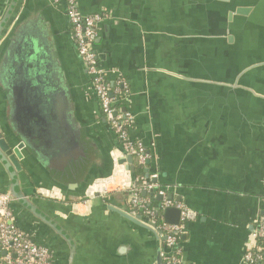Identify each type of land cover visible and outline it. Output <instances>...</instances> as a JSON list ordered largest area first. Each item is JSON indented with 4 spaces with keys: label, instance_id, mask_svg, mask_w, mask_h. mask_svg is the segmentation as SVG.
<instances>
[{
    "label": "crops",
    "instance_id": "0c3cea01",
    "mask_svg": "<svg viewBox=\"0 0 264 264\" xmlns=\"http://www.w3.org/2000/svg\"><path fill=\"white\" fill-rule=\"evenodd\" d=\"M8 3L0 0V17ZM77 3L82 14H107L96 26L93 48L108 81L122 77L128 83L124 107L133 120L128 136L150 153L148 175L156 174L157 184L168 190L166 197L195 214L185 224L182 264H241L255 224L264 218V0H245L232 8V0ZM23 8L51 29L60 62L57 72L74 101L84 129L81 135L90 139L85 160L72 166L60 182L65 187L61 193L65 202L37 195L36 190L55 185L35 165L17 173V190L48 218L63 221L65 230L77 240L74 223L69 226L68 218L53 206L71 205L76 216H88L96 198L85 202L81 185L88 181V187L111 176V156L120 159L124 153L98 116L97 99L71 37L65 1L23 0L18 12ZM238 9L248 12L239 15ZM13 85L12 81L8 90ZM7 101L8 106L0 100L1 119L4 110L15 109L12 100ZM0 128L3 133V125ZM64 135L72 134L64 131ZM118 169L124 172L123 167ZM117 176L104 186L98 200L126 211L129 192L116 188L128 177ZM129 180L134 181L132 173ZM73 184L77 187L69 189ZM11 185L0 164V194L7 193ZM144 199L156 208L155 197ZM11 209L18 229L46 244L58 264L64 246L42 237L33 217L16 203H11ZM108 215L99 222L105 231L115 238L132 239L143 249L139 261L154 264L151 237L118 216Z\"/></svg>",
    "mask_w": 264,
    "mask_h": 264
},
{
    "label": "water",
    "instance_id": "95a60500",
    "mask_svg": "<svg viewBox=\"0 0 264 264\" xmlns=\"http://www.w3.org/2000/svg\"><path fill=\"white\" fill-rule=\"evenodd\" d=\"M22 2L23 0H9L0 17V100H4L7 106V99L12 100L15 106L12 111L4 110V117L0 118L4 127L3 133H0V164L12 181L8 192L2 194H6L11 203H16L33 217L37 229L42 231V237L56 239L64 246L65 252L58 264H148L146 260L139 261L143 249L136 242L132 239L125 240L123 236L115 238L111 232L105 231L103 224H99L109 217L108 214L118 216L132 228L147 233L154 241V264H162L161 241L164 238H159L160 233L156 232L153 226L144 224L139 215L133 217L128 201L125 211L98 200L100 192L105 189L104 186L115 181L120 172L119 166L123 167L125 172L133 173L135 166L131 156L124 155L118 159L119 157L112 155L111 176L102 177V181L93 182L88 187V181L81 185L82 190L86 192L85 202L96 198V201L91 202L88 216H76L71 205L53 206L68 218L69 226L74 223L77 240L65 230L63 221L48 218L42 211L37 210L28 196L17 190V173L35 165L37 169L44 171L45 176L55 185L49 190L54 189L61 194L65 187L60 182L73 170L72 166L85 160L89 147L86 141L90 139L88 135L87 138L81 135L84 129L76 117L74 101H71L62 74L57 72L60 62L54 48L55 38L51 29L42 25L38 16H28L24 8L18 12ZM243 4L245 0L244 3L242 0H232L231 8L233 5ZM236 12L245 15L248 11L238 9ZM97 57L99 58L98 55ZM12 81L14 85L10 91L8 89ZM5 89L9 91L8 94ZM123 110L126 108L123 107ZM98 116L108 127L100 110ZM64 131L72 135H64ZM91 147L98 150L96 145ZM149 162L144 170L145 178L148 177ZM76 187L77 185L73 184L68 188ZM126 196L128 200L130 193ZM145 196V192L141 193V197ZM166 198L172 200L170 196ZM155 199L158 203L162 201L158 196ZM103 213L106 214L105 217L102 216ZM194 216V213L189 212L188 220ZM161 218L165 224L176 226L179 224L180 211L173 207L166 208ZM43 245L49 249L46 244ZM50 252L53 258V253L51 250Z\"/></svg>",
    "mask_w": 264,
    "mask_h": 264
},
{
    "label": "built area",
    "instance_id": "2783aa9c",
    "mask_svg": "<svg viewBox=\"0 0 264 264\" xmlns=\"http://www.w3.org/2000/svg\"><path fill=\"white\" fill-rule=\"evenodd\" d=\"M64 1L71 37L77 55L89 77L100 111L116 139L121 143L124 155L131 156L137 165L146 167V163L151 160L150 153L140 142L128 136V129L133 123L130 113L123 110L126 97L129 95L128 83L122 77H116V80L110 83L107 72L100 66L93 48L96 26L107 18V14L85 15L80 12L77 0ZM118 174L120 178H123V175L128 177L127 182L122 179L116 189L130 193L127 201L131 215L133 217L139 215L144 224L153 226L154 230L160 233L159 238H164L161 241L162 264H182L178 238L186 234L188 209L166 198L168 190L157 184L156 174H149L137 187L130 182V173L124 171ZM43 192L50 200L62 201L63 199L62 195L54 189ZM143 192L146 193V197L147 195L158 196L162 198V201L152 209L148 201L144 199L145 197H141ZM171 207L180 211L179 224L175 226L163 222L157 225L155 217L159 213L162 214L164 209ZM255 226L250 246L246 249L241 264H254L260 260V256L255 255L253 250L256 247V240L264 237V218L259 219ZM0 252L3 253L0 264H53L50 250L45 245L37 243L32 235L18 229L11 209V201L6 194H0Z\"/></svg>",
    "mask_w": 264,
    "mask_h": 264
},
{
    "label": "trees",
    "instance_id": "16d2710c",
    "mask_svg": "<svg viewBox=\"0 0 264 264\" xmlns=\"http://www.w3.org/2000/svg\"><path fill=\"white\" fill-rule=\"evenodd\" d=\"M144 170H145V167L144 166H140V165H137V164L135 165L134 171L132 173L133 174V177H134V181L132 182V184L134 185V187L139 186L144 181V179H145V172H144ZM155 222H156L157 225H160V224L163 223V220L161 218V213H159L155 217ZM182 242H183V236H180L178 238V243L181 245ZM253 253L255 255H259L260 256V260H258L254 264H264V237L258 238L256 240V247L253 250Z\"/></svg>",
    "mask_w": 264,
    "mask_h": 264
},
{
    "label": "flooded vegetation",
    "instance_id": "af4514ba",
    "mask_svg": "<svg viewBox=\"0 0 264 264\" xmlns=\"http://www.w3.org/2000/svg\"><path fill=\"white\" fill-rule=\"evenodd\" d=\"M1 125V124H0ZM1 129V128H0ZM41 191V192H40ZM43 191H51V190H49V189H44V190H41V189H38V190H36V193H37V195L38 196H40L41 198H44V199H46V200H50V199H48L45 195H44V192ZM63 200V199H62Z\"/></svg>",
    "mask_w": 264,
    "mask_h": 264
},
{
    "label": "bare ground",
    "instance_id": "6f19581e",
    "mask_svg": "<svg viewBox=\"0 0 264 264\" xmlns=\"http://www.w3.org/2000/svg\"><path fill=\"white\" fill-rule=\"evenodd\" d=\"M119 175V174H118Z\"/></svg>",
    "mask_w": 264,
    "mask_h": 264
}]
</instances>
